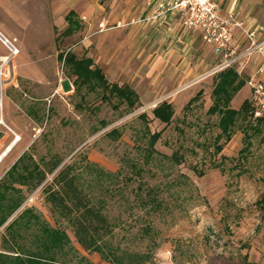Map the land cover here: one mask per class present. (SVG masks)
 Instances as JSON below:
<instances>
[{"label": "rangeland", "instance_id": "374dc122", "mask_svg": "<svg viewBox=\"0 0 264 264\" xmlns=\"http://www.w3.org/2000/svg\"><path fill=\"white\" fill-rule=\"evenodd\" d=\"M89 1L0 0V29L19 38L21 48L15 81L4 90L0 155L20 139L0 165V182L24 154L44 169L61 159L60 167L71 166L81 187L103 207L114 230L105 242L117 252L149 254L156 264H264V128L253 133V120L239 119L228 135L221 114L209 111L217 70L227 61L246 80L230 106L238 109L251 99L247 81L257 70L250 71L248 62L251 54H261L262 41L248 23L250 13L264 9V0H213L221 14L242 23L219 50L200 30L185 27L181 15L158 9L163 0L147 1L148 17L140 22L148 27L127 30H102L112 8L99 6L109 0ZM223 5L234 8L224 12ZM72 9L79 12L73 16L79 29L66 34ZM237 29L246 42L237 40ZM248 30L256 31L255 44ZM68 52L91 57L110 83L133 89L136 106L105 99L102 89H78L60 59ZM7 53L0 43V55ZM163 101L174 108L168 125L152 113ZM156 132L161 134L154 141ZM58 169L36 188L13 183L10 195L24 202L0 227V253L15 254L5 250V227L31 208L70 238L55 253L56 264H111L85 250L68 221L52 216L44 185ZM22 230L24 244L35 249L40 231Z\"/></svg>", "mask_w": 264, "mask_h": 264}, {"label": "trees", "instance_id": "16d2710c", "mask_svg": "<svg viewBox=\"0 0 264 264\" xmlns=\"http://www.w3.org/2000/svg\"><path fill=\"white\" fill-rule=\"evenodd\" d=\"M74 15H76L75 11L71 10L66 16L68 23L66 34H72L79 27L78 21L73 18ZM60 59L64 60L65 65L75 76L74 83L78 89L83 86L91 91L102 89L104 91L103 98L117 97L126 102L130 109L136 106L137 93L127 86L110 83L102 69L94 66L91 57L78 58L74 53L68 52L65 57L63 54L60 55ZM215 77L211 94L213 103L209 111L221 114L222 131L229 135L239 119H251L253 123L250 124V129L253 133L261 132L264 128V119L254 118L253 100L245 99L238 109L230 106L236 94L245 86L246 80L233 67L219 71ZM200 94L201 92L189 103ZM152 113L154 118L168 125L174 116V108L171 102L163 101L152 110ZM112 133L119 134L117 130ZM160 134L161 132H156L153 140L156 141ZM246 136L249 137L250 134L246 133ZM218 149L221 150V146ZM29 159H31V163L26 162ZM61 163V159H52L46 163V170L37 164L31 156L24 154L19 158L0 182V227L5 225L24 202L20 195H10V190L16 191L13 183L22 181L36 188L44 183L48 173L56 171ZM44 193L54 219L58 222L63 219L68 221L77 242L85 250L100 253L102 258L111 264H156L149 254L117 252L107 245L105 241L113 234V225L104 213L103 207L95 204L81 187L71 166L60 167L52 179L44 185ZM262 200L263 198L258 202L261 203ZM33 226H36L40 231V234H34L35 249L26 246L22 241L25 237V232L22 229ZM5 232L9 236L7 238L4 234L6 237L4 240L5 250L15 254L0 253V264H56L58 260L55 253L70 244V238L64 230L53 227L46 221H41L40 216L35 214L31 208H25L5 227Z\"/></svg>", "mask_w": 264, "mask_h": 264}, {"label": "built area", "instance_id": "2783aa9c", "mask_svg": "<svg viewBox=\"0 0 264 264\" xmlns=\"http://www.w3.org/2000/svg\"><path fill=\"white\" fill-rule=\"evenodd\" d=\"M161 11H173L183 17L185 27L200 30L203 39L208 42L217 44V49L226 48L227 43L233 37V28H242V23L233 20V16H225L221 14L219 5L213 0H163L157 6ZM157 16V15H156ZM126 24L118 21L114 24L103 21L100 23L102 30L109 28H117ZM255 30H248L247 35L252 40L253 44ZM17 37H10L0 30V43L8 50L7 54L0 56V127L4 125L3 118V100L4 90L9 83H14L16 78L15 59L20 54ZM257 46V45H254ZM261 52L264 63V48L260 45L257 49ZM251 54V50L248 51ZM231 67V62H225L219 66L217 71ZM263 66H260L257 71L251 75L247 84L251 89L252 100L255 106L254 118L264 119V80L262 74ZM192 264H199L198 262Z\"/></svg>", "mask_w": 264, "mask_h": 264}, {"label": "crops", "instance_id": "0c3cea01", "mask_svg": "<svg viewBox=\"0 0 264 264\" xmlns=\"http://www.w3.org/2000/svg\"><path fill=\"white\" fill-rule=\"evenodd\" d=\"M147 1L148 0H109L108 4L106 6L103 7V5H100L99 7H102L104 9V11H105V9H107V7L108 8H112L111 9L112 12L109 13V11H110L109 10L108 14H110L111 18L114 17V19H110L109 18L110 16H109L108 19L107 18L104 19L105 21H108V22H110L112 24H114V23H116L118 21H121L122 23L126 24L124 26L117 27V28H120V29L122 28L124 30L130 29V28L137 29L138 27H144V25L146 27V25L148 24V22H146V21L140 22V19L148 17L147 16L148 15V13H147ZM89 2L92 3V0L89 1ZM233 8L234 7L233 6L231 7V5L228 6V7L224 6V7H222V10L224 12H230ZM72 10L75 11L76 15H77V13L79 14V12H77L75 9H72ZM112 14H114V15H112ZM250 14H251L250 17L248 16L250 18L249 19L250 22L248 23V27H249V29H257L258 30V36H259V39H260L259 41H262L261 46L264 47V9L262 8L259 12L255 13V11H254V12H252ZM175 15L176 14L173 13L171 16H169V18L171 20L173 18L176 19ZM83 17L86 18V16H83ZM67 26H68V23H67ZM147 27H148V25H147ZM117 28H115V29H117ZM6 29L8 31H11L9 29V27H7V26H6ZM78 29H79V27L77 29H75L72 32V34ZM12 32L14 33V31H12ZM16 33H18V32H16ZM7 36H10V35H7ZM10 37H12V36H10ZM192 38H193L192 41L196 42L198 37L192 36ZM236 38H237V40L240 43L246 42L244 34H243V32L240 29L236 30ZM20 54H21V48H20ZM2 55H4V54H2ZM248 63H249L248 64V68H249L250 71H252V70L255 71L260 66H263V68H264L262 55L259 54L258 52H255V53L251 54L250 60H249ZM261 77L264 80V72H263ZM250 95H251V100H252L251 89H250Z\"/></svg>", "mask_w": 264, "mask_h": 264}, {"label": "bare ground", "instance_id": "6f19581e", "mask_svg": "<svg viewBox=\"0 0 264 264\" xmlns=\"http://www.w3.org/2000/svg\"><path fill=\"white\" fill-rule=\"evenodd\" d=\"M19 137L16 139L15 142H12L7 148H5V150L1 153L0 155V165L3 163L5 157L8 156V154L13 150V148L15 147V145L18 143L19 141Z\"/></svg>", "mask_w": 264, "mask_h": 264}]
</instances>
